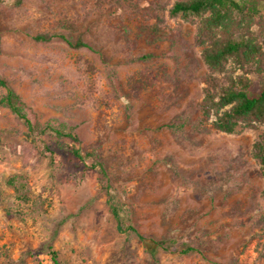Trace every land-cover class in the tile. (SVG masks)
Segmentation results:
<instances>
[{
  "label": "rangeland",
  "instance_id": "obj_1",
  "mask_svg": "<svg viewBox=\"0 0 264 264\" xmlns=\"http://www.w3.org/2000/svg\"><path fill=\"white\" fill-rule=\"evenodd\" d=\"M181 1L0 0V75L41 124L78 135L33 138L0 108V264H52L49 248L61 264H264V126L203 119L208 72L198 19L170 15ZM111 203L142 239L117 229Z\"/></svg>",
  "mask_w": 264,
  "mask_h": 264
},
{
  "label": "trees",
  "instance_id": "obj_2",
  "mask_svg": "<svg viewBox=\"0 0 264 264\" xmlns=\"http://www.w3.org/2000/svg\"><path fill=\"white\" fill-rule=\"evenodd\" d=\"M170 15L194 16L198 19L195 43L202 47L201 56L208 72L203 91V119H213L214 129L227 134L233 133L240 124L264 126V84L254 86L246 78L252 75L264 82V0H185L174 3ZM57 38L72 48L88 47L80 39L74 40L64 35H37L34 40L50 42ZM109 80L112 89L119 91L113 72L109 73ZM0 88L4 90L0 95V108L8 109L22 122L30 136L78 141V135L57 119H49L41 124L32 108L1 75ZM32 141L35 142L34 139ZM26 143H23L24 146L31 148ZM35 149L37 156L49 158L52 162L57 160L48 147L41 151ZM70 152L75 158L83 160L78 150L70 149ZM252 157L260 165L264 177V130L252 147ZM96 168L106 190H109L107 174L102 165L96 163L89 166V169ZM121 211L117 204H110V213L117 229L125 234L133 232L142 239L134 227L125 225ZM154 243L164 247L162 241ZM190 250L181 249L179 252L185 254ZM48 253L52 264H61L55 251L49 248Z\"/></svg>",
  "mask_w": 264,
  "mask_h": 264
}]
</instances>
